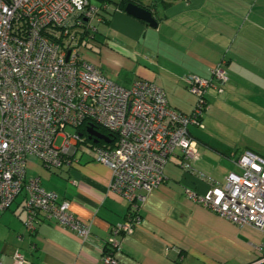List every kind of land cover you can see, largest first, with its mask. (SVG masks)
<instances>
[{
    "label": "crops",
    "instance_id": "obj_1",
    "mask_svg": "<svg viewBox=\"0 0 264 264\" xmlns=\"http://www.w3.org/2000/svg\"><path fill=\"white\" fill-rule=\"evenodd\" d=\"M95 1L107 4L97 19L105 27L102 31L96 27L82 47L85 58L125 87L138 78L157 84L170 105L183 113H190L196 103L185 76L210 78L212 69L225 60L229 75L225 92L208 93L209 103L225 119L210 117L207 123L210 127L215 120L220 127L235 128L237 134L227 148L195 137L190 128L199 151L194 170H185L179 155L166 164L163 183L141 206L142 223L122 236V249L116 254L119 263L263 264L258 263L264 254L261 231L231 222L193 201L185 190L203 194L213 182H223L233 171L232 160L246 150L264 157V0H157L156 28L115 3ZM68 156L71 165L53 169L31 157L26 176L40 178L46 189L67 199L74 215L91 223L90 240L43 213L28 228L22 192L0 213V264H15L16 250L31 264H99L112 228L126 220L130 205L110 189L108 165L79 146Z\"/></svg>",
    "mask_w": 264,
    "mask_h": 264
},
{
    "label": "built area",
    "instance_id": "obj_2",
    "mask_svg": "<svg viewBox=\"0 0 264 264\" xmlns=\"http://www.w3.org/2000/svg\"><path fill=\"white\" fill-rule=\"evenodd\" d=\"M103 8L107 4L95 0H0V213L25 192L28 228L43 213L90 240L91 223L77 218L70 202L46 189L40 178L26 176L31 157L47 169L71 165L68 154L79 146L111 168L110 189L129 202L126 220L112 228L99 261L120 264L122 236L142 223L141 206L163 183L166 164L179 155L182 167L194 170L199 151L190 128L204 127L208 93L223 94L229 75L225 60L210 78L186 75L187 88L196 95L190 113L172 107L164 89L149 80L138 78L130 87L111 80L81 53V40L96 33L91 23L101 20ZM86 120L116 135L115 145L86 142L80 131ZM67 126L77 131L66 133ZM58 137L64 138L60 146ZM234 165L237 170L206 193L189 187L185 193L264 234V157L246 150ZM13 257L15 264H31L18 250ZM258 263L264 264L263 253Z\"/></svg>",
    "mask_w": 264,
    "mask_h": 264
},
{
    "label": "rangeland",
    "instance_id": "obj_3",
    "mask_svg": "<svg viewBox=\"0 0 264 264\" xmlns=\"http://www.w3.org/2000/svg\"><path fill=\"white\" fill-rule=\"evenodd\" d=\"M93 26L98 27L101 31L103 29V27H105L104 23L98 22L97 19H94L91 23ZM99 31V32H101ZM89 36L85 35L83 37V39L81 40V47L86 46L89 43ZM86 42H88L87 44H85ZM82 55L83 51H81ZM87 53V52H85ZM112 80V79H111ZM192 94V93H191ZM194 97H196V95L192 94ZM214 103L212 102L211 104L209 103V109L206 110L205 113V119L206 120L204 122L206 128L205 129H197L191 127V131L193 133V135L197 138H202L204 140L210 141L211 144L214 145H219L221 144L222 146H228L230 147L233 146L234 143H232L233 141L237 140V134H235L236 129L235 128H227V127H220L218 123H216L217 121H211L212 124L209 127L208 123H207V119L210 117H214L216 120H219L221 118L225 119V116L220 115L218 110L215 108V106L213 105ZM227 114V113H226ZM77 130L73 127V126H67L65 129L66 133H70V134H74ZM86 139V137H84ZM64 142V138L63 137H58V139L56 140V144L58 146L62 145ZM258 150V149H257ZM236 156V155H235ZM236 159V157H235ZM234 160H232V164H233V171H236L237 169L235 168L234 165ZM60 168V167H57Z\"/></svg>",
    "mask_w": 264,
    "mask_h": 264
},
{
    "label": "water",
    "instance_id": "obj_4",
    "mask_svg": "<svg viewBox=\"0 0 264 264\" xmlns=\"http://www.w3.org/2000/svg\"><path fill=\"white\" fill-rule=\"evenodd\" d=\"M125 11L129 15L146 22L151 27H158V20L155 17L154 13L149 9H146L138 4L130 2L126 5ZM68 57L69 54L67 58ZM86 132L88 134V138L92 140V142L95 144H98L101 141L105 143L111 142V138L109 135L99 132L97 128L92 125H88ZM82 135L84 134L82 133Z\"/></svg>",
    "mask_w": 264,
    "mask_h": 264
},
{
    "label": "trees",
    "instance_id": "obj_5",
    "mask_svg": "<svg viewBox=\"0 0 264 264\" xmlns=\"http://www.w3.org/2000/svg\"><path fill=\"white\" fill-rule=\"evenodd\" d=\"M100 1H104V2H107V3H115L117 6H119L122 10H125V7L128 3L132 2V3H135V4H138L146 9H149L151 10L153 13V7H155V2L157 0H153L151 3H145L144 0H100ZM162 1H166V0H162ZM155 15V13H154ZM88 125H92L94 126L95 128H97V130L101 133H104V134H107L111 137V142L108 143L106 146L108 147H113L115 145V141L117 139L116 135L110 133L108 130L104 129L103 127L97 125L96 123L92 122V121H89V120H86L80 127V131L83 132L84 135H86V130H87V127ZM83 135V136H84ZM85 137V136H84ZM86 142H92V140H90L88 138V135H86ZM93 143V142H92ZM99 145H104V142L101 141L98 143Z\"/></svg>",
    "mask_w": 264,
    "mask_h": 264
},
{
    "label": "flooded vegetation",
    "instance_id": "obj_6",
    "mask_svg": "<svg viewBox=\"0 0 264 264\" xmlns=\"http://www.w3.org/2000/svg\"><path fill=\"white\" fill-rule=\"evenodd\" d=\"M86 135H88V134L86 133ZM86 135H84V136L86 137Z\"/></svg>",
    "mask_w": 264,
    "mask_h": 264
}]
</instances>
